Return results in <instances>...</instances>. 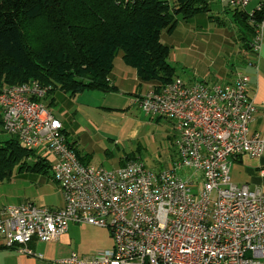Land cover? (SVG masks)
Listing matches in <instances>:
<instances>
[{
    "label": "built area",
    "instance_id": "obj_1",
    "mask_svg": "<svg viewBox=\"0 0 264 264\" xmlns=\"http://www.w3.org/2000/svg\"><path fill=\"white\" fill-rule=\"evenodd\" d=\"M254 24L251 60L264 43V0H218ZM258 19V21H256ZM249 77L185 82L176 77L136 99L140 110L171 122L176 159L153 169L138 158L114 169L80 162L36 80L0 90V130L49 163L62 206L27 201L0 207V245L33 255L29 243L58 240L70 223L109 230L110 250L70 252L54 264H264V192L231 181L240 155L259 157L249 134L256 112Z\"/></svg>",
    "mask_w": 264,
    "mask_h": 264
},
{
    "label": "trees",
    "instance_id": "obj_2",
    "mask_svg": "<svg viewBox=\"0 0 264 264\" xmlns=\"http://www.w3.org/2000/svg\"><path fill=\"white\" fill-rule=\"evenodd\" d=\"M209 4L210 0H0V90L36 80L49 87L46 95L54 89L70 96L109 91L108 76L119 52L141 81L164 86L178 76L168 61L170 48L160 40L162 32L174 30L178 20L210 12ZM235 19L249 37L254 35L247 17L236 12ZM68 146L88 164L69 142ZM49 169V163L0 130V179Z\"/></svg>",
    "mask_w": 264,
    "mask_h": 264
},
{
    "label": "crops",
    "instance_id": "obj_3",
    "mask_svg": "<svg viewBox=\"0 0 264 264\" xmlns=\"http://www.w3.org/2000/svg\"><path fill=\"white\" fill-rule=\"evenodd\" d=\"M213 2L214 0H210V7L214 4ZM224 9V12L231 11L233 13V18L229 17V21L236 24L235 13L237 11L227 7ZM209 14L212 16V12H209ZM207 15L205 14L209 26L212 23L211 19L208 18L209 15ZM218 17L217 15L212 16V20L214 21ZM248 23L251 25L249 21ZM237 27L239 29L236 36L239 35V38L235 41L239 40L240 44L232 43L233 39L231 40L229 37L223 40V46L217 44L219 39L218 41L211 40L209 43L211 36H207L203 32L194 36L190 41L193 40L195 44V55L197 57L202 53L210 52L215 56L219 53L222 58L216 68L217 70L212 72L213 77L210 78L209 83L214 79L213 82L230 83L234 79L236 70H241L248 75L247 94L256 107L253 119L249 123V134L257 133L264 141V43L260 45L257 57L252 61L249 44L253 36L249 37L242 26L237 25ZM233 38L236 37L233 35ZM246 42L248 43L246 44ZM182 54L180 52L178 54L179 58L176 60L180 61L186 58ZM169 55L172 57L170 60L173 63L176 62L173 54L169 53ZM108 81L112 88L104 92L83 91L70 96L54 89L44 97V103L53 116L62 123L67 141L83 162L105 169H114L121 165L127 157L144 160L142 157L145 150L144 146L149 147L150 145L148 139L142 136H145L142 133L145 122L135 114V109L141 111L136 99L156 86L157 82L141 81L135 68L124 63L120 52L113 59V67L108 76ZM185 82H189V80ZM160 119L163 120V118H155V120ZM166 137H169L166 138L169 145L165 151V158L160 157L163 160L170 158L174 146V133L171 134L170 132ZM232 168H234V174H232ZM230 171L233 183L237 185L246 184L252 190L257 189L264 192V150L259 157L240 155L234 158ZM7 181L9 180L0 179V205L5 204L4 202H7L8 205L23 203L13 201V193L4 186ZM60 206H62V200L55 207ZM76 225L78 224L70 223L66 236L63 235L56 241L42 243L32 240L29 243V248L32 250L33 255H25L0 245V264H51L55 260L67 257L70 252L66 250L64 244L66 241L67 245L69 244L67 235L72 227H76ZM60 240L61 242H59Z\"/></svg>",
    "mask_w": 264,
    "mask_h": 264
},
{
    "label": "rangeland",
    "instance_id": "obj_4",
    "mask_svg": "<svg viewBox=\"0 0 264 264\" xmlns=\"http://www.w3.org/2000/svg\"><path fill=\"white\" fill-rule=\"evenodd\" d=\"M213 3L214 4L210 7V12H212L213 17L216 15L217 17L219 15V17L218 19L215 18L214 21L211 19V25H207V19L205 16V14L210 15L209 12H199L185 21L178 20L174 30L169 33L164 31L161 34L160 40L164 45L170 48L169 53L173 54L174 60L179 58L178 54L180 52L186 57L180 61L176 60V62L174 61L173 63V61L170 60L172 57L168 55L169 62L176 68V74L183 80L186 79L191 82L204 79L203 81L208 83L210 78L213 77L212 72L217 70L216 68L221 62L220 60H222L219 53H217L216 56L210 52L202 53L198 57L195 55V44L193 40H190L200 32H203L207 36H211L209 43L211 40L213 41L215 39L218 41L219 39L217 44L223 46V40L226 37H229L231 40L233 39L232 43L240 44V41H235V39L239 38V35L236 36V32L239 29L237 25L242 26L241 23L237 21L236 24H233L234 22L229 21V17L231 19L233 18V13L231 11L224 12L226 6L224 7L221 1L214 0ZM233 35L236 38H233ZM181 46L183 47L182 49ZM214 80H211L210 82H213ZM135 114L145 122L142 130V133L145 134V136H142L145 139H148L150 146H144L145 150L142 153V157L147 167L157 170L172 164L176 159L175 146H173L170 154L171 156L168 160L160 159V157L165 158L166 156L165 151L169 145L166 139L169 138L166 137L167 134L169 135L170 132L171 134H175L173 128V131L171 130V122L164 118L163 120H155V118L148 116L137 109H135ZM28 162L30 164L33 163V159H28ZM232 174H234V168H232ZM7 180L9 181L5 182L4 186L13 193V201L15 203H24L27 202L26 200H30L36 205L54 208L62 200L61 193L57 190L55 183L52 181L50 169L44 174L30 171L20 172V174H13ZM4 203L5 204L2 203L3 205H0V207L8 205L7 202ZM67 236L69 238V244L67 245V241L64 244L66 250L69 252H75L81 256H97L105 250H110L113 246L109 231L106 228L91 224L79 223L76 227H72ZM59 242H61V240ZM53 262L51 264H54Z\"/></svg>",
    "mask_w": 264,
    "mask_h": 264
}]
</instances>
